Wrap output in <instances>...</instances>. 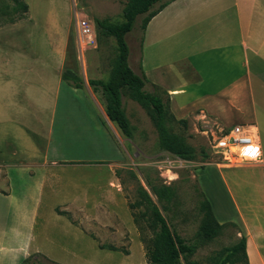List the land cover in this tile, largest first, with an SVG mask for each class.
<instances>
[{
    "label": "crops",
    "instance_id": "0c3cea01",
    "mask_svg": "<svg viewBox=\"0 0 264 264\" xmlns=\"http://www.w3.org/2000/svg\"><path fill=\"white\" fill-rule=\"evenodd\" d=\"M19 23L0 26V33ZM0 57V76L6 81H0V87H5L0 89V168H4V179L0 182V264H19L33 254L52 262L73 264L33 243L42 194L47 190L65 193L53 191L48 181L56 177L55 170L68 164L108 167L111 181L101 187L73 186L72 194L78 196L42 205L46 219L74 238L81 235L99 240V235H104L118 240V235H124L130 241L124 254L114 247L115 250L98 247L96 241L95 248L116 253L124 260L135 256L133 264H146L118 178L111 167L121 159L118 151L112 147L109 154L93 153L92 148L84 152L83 146L89 141L82 132L87 128L86 131L95 133L98 127L83 106H73L72 111L79 113L78 124L64 122V132L57 130L63 124L59 120L54 123L59 96L70 100L75 95L67 92L70 90L62 86L60 78H56L53 107L49 109V102L47 107L52 118L43 141L46 153L36 150L30 134L33 126L27 129L3 114L22 112L29 117L30 111L44 110V99L50 92H30L29 84L24 85L23 92H15L18 91L15 84L9 82H14L15 76L13 68L8 67L10 56L0 52ZM138 66L146 80L145 86L153 85L167 94L170 112L176 119L198 113L225 129V134L239 129L240 135L253 141L251 145L235 149L234 163L206 165L215 170L216 183L207 184L205 177L200 176L198 180L216 223L236 224L240 236L245 238L247 264H264V0L171 1L140 33ZM36 93L40 101L35 105ZM65 143L79 145L77 148L83 151L72 155L60 153ZM50 144L55 148L48 157ZM94 144L100 145L98 139ZM38 152L42 155L35 156ZM235 170H241L246 186H241L243 181L237 178L239 173ZM12 175L20 179V185L15 188ZM34 193L36 197H31ZM62 212L71 215L74 212L79 218L78 224ZM41 231L43 239L48 240L47 223Z\"/></svg>",
    "mask_w": 264,
    "mask_h": 264
},
{
    "label": "rangeland",
    "instance_id": "374dc122",
    "mask_svg": "<svg viewBox=\"0 0 264 264\" xmlns=\"http://www.w3.org/2000/svg\"><path fill=\"white\" fill-rule=\"evenodd\" d=\"M127 1L0 0V26L20 22L18 26L2 30L0 33V52L3 56H10L11 65L8 67L13 68L15 75L14 82L12 80L9 82L15 84L18 90L15 92H23L24 85L27 84L32 88L30 92H50V96L46 95L44 99V110H35L34 113L30 111L29 117L22 112L18 114L9 112L3 115L12 117V120L27 129L32 125L33 130L30 132L32 141L36 144V150L44 154L46 147L43 141L47 138V125L52 118L51 110H47V107L48 102L49 109L53 107L56 78L59 79L60 73L64 71L79 77L82 80L79 89H72L61 81L62 86H67L70 90L67 92H75V95L70 100L59 96L54 112V123L62 121L63 124L57 127L61 132H64L65 123L72 126L78 124L79 113L72 111L75 108L73 106H83L88 111V115L93 117L92 122L98 127L95 133L86 131L87 128L82 132L83 137L90 142L84 144V152L92 148L93 153L109 154L112 147L118 151L121 159L114 165L111 164L113 165L111 167L118 178L126 207L130 215L136 219L137 224L134 228L142 252L140 239L146 240L151 237L150 232L145 228L144 218L139 215L145 206L141 194L145 193L150 202L157 207L171 231L182 240L196 244V249L188 260L195 264H210L209 258L213 254L237 242L241 235L236 224L226 222L221 224L222 227L210 241H200L197 237L205 211L202 207L204 198L198 176L205 177L207 184L216 183L215 170L206 165L221 162L225 129L198 113L176 119L170 112L174 121L167 123L168 129L192 149L191 158L180 159L160 147L150 118L140 106L128 98L126 92L121 95V105L131 136L125 139L115 125L105 117L104 100L100 92L93 93L86 83L90 79L105 81L116 54L113 37L98 34L95 22L103 21L109 24L121 22ZM142 16L136 17L131 31L125 35L129 53L128 64L134 73H138V43L141 33L139 25ZM81 22L90 29L89 33L81 32ZM0 81L5 83V77L1 75ZM144 89L148 92L160 93V89L152 90L149 85ZM38 97L37 93L34 94V100L37 99L34 101L35 105L40 101ZM19 101H22V97H19ZM167 103L169 109V101ZM66 105L67 107L64 108ZM97 139L100 145L96 146L94 142ZM77 147L79 145L72 146L71 143H65L59 152L72 155L83 151L82 148ZM5 148L6 150L8 148L6 144H4ZM54 148L55 146L51 145L48 157L53 155L51 149ZM3 151L2 157L5 156ZM37 154L42 155L38 152L35 156H38ZM0 169L1 182L4 179V168ZM108 169V167L68 164L67 167L54 171L56 177L52 179L53 181L49 179L48 183L52 185L53 191L59 190L65 193H49L48 190H44L46 192L42 194L39 203L40 215L34 226L35 245L73 264H120L121 260L122 264L134 263L135 256L124 260L116 253L95 248L96 241L98 247L111 246L124 254L130 245V241L127 237L124 238V235H118V240L106 238L104 235H99V240L81 235L74 238L69 233L60 231L51 219H46L44 216L45 209L42 205L63 201L73 195L78 196L72 194L73 186L85 189L94 185L100 187L107 185L111 181ZM199 169L202 170L198 171ZM240 171L235 170L238 173ZM11 177L14 188L20 185L19 176ZM237 178L243 181L241 186L247 185L241 173ZM86 193L84 191L83 195ZM30 195L34 197L35 193ZM38 199L40 198L37 196ZM137 202L140 206L131 209L128 207ZM62 213L72 223L78 224L79 218L73 214L74 212L72 215L70 212ZM45 223L48 225V240L43 239L41 234Z\"/></svg>",
    "mask_w": 264,
    "mask_h": 264
},
{
    "label": "trees",
    "instance_id": "16d2710c",
    "mask_svg": "<svg viewBox=\"0 0 264 264\" xmlns=\"http://www.w3.org/2000/svg\"><path fill=\"white\" fill-rule=\"evenodd\" d=\"M171 1L173 0H128L123 9L121 22L109 24L96 21L95 26L98 34L113 37L116 54L105 81L90 79L86 83L93 93L100 92L104 100L103 112L105 117L111 124L115 125L125 139H129L131 134L121 105V95L124 92L150 118L160 147L180 159H189L192 157V149L180 137L171 133L167 127L168 122L174 121L168 109L167 94L161 90L160 93L146 91L144 89L146 80L141 74L139 66L138 73H134L127 61L128 47L125 42V35L131 31L136 17L143 15L139 25L140 31L143 32L148 21ZM155 5L156 7H154ZM60 80L72 89H79L82 86V80L69 72H61ZM151 88L152 90L157 89L153 85ZM141 195L145 206L139 215L144 218L145 228L151 234V237L146 240L140 239L146 264H195L188 258L195 251L196 244L186 242L176 236L157 207L150 202L148 196L145 193ZM203 202L202 207L205 208V211L197 237L200 241H210L222 225L216 223L208 203L205 200ZM138 205L140 206L139 202L128 207L131 209ZM131 217L133 224L136 225L135 217ZM106 248L115 250L113 247L107 246ZM239 262L247 264L245 238L243 236H240L238 241L231 246L219 250L209 258L210 264H237ZM19 264L57 263L40 254H33L21 260Z\"/></svg>",
    "mask_w": 264,
    "mask_h": 264
},
{
    "label": "built area",
    "instance_id": "2783aa9c",
    "mask_svg": "<svg viewBox=\"0 0 264 264\" xmlns=\"http://www.w3.org/2000/svg\"><path fill=\"white\" fill-rule=\"evenodd\" d=\"M81 32L84 34L89 33L90 29L86 27L84 22L80 24ZM223 147L221 151V164H231L234 163V151L236 148L248 146L253 143V141L246 136H242L239 133V129L230 130L223 137Z\"/></svg>",
    "mask_w": 264,
    "mask_h": 264
}]
</instances>
